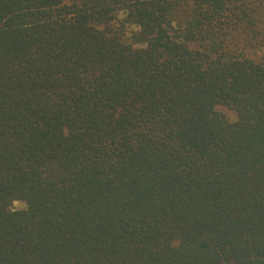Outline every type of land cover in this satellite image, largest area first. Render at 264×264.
<instances>
[{"label": "trees", "instance_id": "obj_1", "mask_svg": "<svg viewBox=\"0 0 264 264\" xmlns=\"http://www.w3.org/2000/svg\"><path fill=\"white\" fill-rule=\"evenodd\" d=\"M0 264H264V0H0Z\"/></svg>", "mask_w": 264, "mask_h": 264}, {"label": "rangeland", "instance_id": "obj_2", "mask_svg": "<svg viewBox=\"0 0 264 264\" xmlns=\"http://www.w3.org/2000/svg\"><path fill=\"white\" fill-rule=\"evenodd\" d=\"M22 206H23V204L18 202V201L13 202V207H15V208H21Z\"/></svg>", "mask_w": 264, "mask_h": 264}]
</instances>
